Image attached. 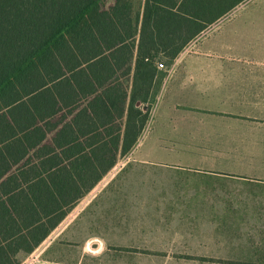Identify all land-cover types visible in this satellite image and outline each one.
I'll return each mask as SVG.
<instances>
[{
	"label": "trees",
	"instance_id": "trees-1",
	"mask_svg": "<svg viewBox=\"0 0 264 264\" xmlns=\"http://www.w3.org/2000/svg\"><path fill=\"white\" fill-rule=\"evenodd\" d=\"M106 1L0 0V264H20L134 151L158 65L244 2Z\"/></svg>",
	"mask_w": 264,
	"mask_h": 264
},
{
	"label": "crops",
	"instance_id": "crops-1",
	"mask_svg": "<svg viewBox=\"0 0 264 264\" xmlns=\"http://www.w3.org/2000/svg\"><path fill=\"white\" fill-rule=\"evenodd\" d=\"M244 2L160 69L152 113L163 152H138L137 161L172 170L175 192L197 202L202 219L205 209L216 213L211 224L252 226L244 240H221L250 242L237 244L250 252L236 255L264 264V0ZM52 240L53 234L31 254L20 253V264H63L46 248Z\"/></svg>",
	"mask_w": 264,
	"mask_h": 264
},
{
	"label": "rangeland",
	"instance_id": "rangeland-1",
	"mask_svg": "<svg viewBox=\"0 0 264 264\" xmlns=\"http://www.w3.org/2000/svg\"><path fill=\"white\" fill-rule=\"evenodd\" d=\"M113 3L106 1L107 6ZM226 19L194 41L206 37ZM153 107L133 154L120 158L52 233L53 240L46 248L54 251L53 260L63 264H255L256 257L236 255L249 250L232 248L220 240H244L245 230L252 226L225 225L221 235L217 232L220 224H211L210 216L215 212L204 209V220L195 213L197 202H192L188 194L175 192L178 188L172 170L137 161L138 152H163L156 146L158 121ZM240 187L253 190L247 185Z\"/></svg>",
	"mask_w": 264,
	"mask_h": 264
},
{
	"label": "built area",
	"instance_id": "built-area-1",
	"mask_svg": "<svg viewBox=\"0 0 264 264\" xmlns=\"http://www.w3.org/2000/svg\"><path fill=\"white\" fill-rule=\"evenodd\" d=\"M158 66H159V69H166V66L162 63H160Z\"/></svg>",
	"mask_w": 264,
	"mask_h": 264
},
{
	"label": "water",
	"instance_id": "water-1",
	"mask_svg": "<svg viewBox=\"0 0 264 264\" xmlns=\"http://www.w3.org/2000/svg\"><path fill=\"white\" fill-rule=\"evenodd\" d=\"M145 109H146V107H145Z\"/></svg>",
	"mask_w": 264,
	"mask_h": 264
}]
</instances>
